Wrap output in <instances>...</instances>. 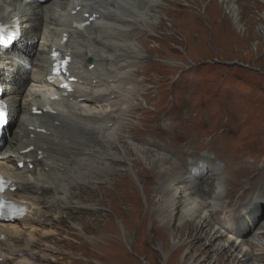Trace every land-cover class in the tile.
I'll list each match as a JSON object with an SVG mask.
<instances>
[{
	"label": "bare ground",
	"instance_id": "bare-ground-1",
	"mask_svg": "<svg viewBox=\"0 0 264 264\" xmlns=\"http://www.w3.org/2000/svg\"><path fill=\"white\" fill-rule=\"evenodd\" d=\"M216 1L226 7L227 25H248L240 13L248 7L243 1L251 2V10L264 11V0H0V23L13 30L18 26L21 34L8 51L0 49L1 100L8 106L10 127H16L0 169L13 182L10 198L27 212L23 219L0 224V264H53L65 258L60 248L46 245L60 237L48 228L64 222L84 235L88 246L120 250L108 224L76 226L71 221H95L97 213L105 218L103 196L134 193L135 186L127 185L132 172L148 180L145 219L156 234L174 241L168 264L184 250L189 252L179 264H264V152L242 149L231 161L223 156L232 154L224 132L207 134L191 126L181 106V99L193 97L196 71L189 67L177 74L182 93L165 100L159 118L151 122L150 114L140 115L147 110L138 104L140 96L161 90L157 65L147 71L140 63L151 60V42L167 31L161 15L174 20L189 14L184 3L208 10ZM53 52L73 58L70 78L93 89L68 94L64 113H57L55 104L41 103L52 92L47 73ZM29 81L41 86L25 92ZM103 104L109 105V114L100 111ZM138 115L142 132L134 121ZM10 127L5 134H12Z\"/></svg>",
	"mask_w": 264,
	"mask_h": 264
},
{
	"label": "rangeland",
	"instance_id": "rangeland-1",
	"mask_svg": "<svg viewBox=\"0 0 264 264\" xmlns=\"http://www.w3.org/2000/svg\"><path fill=\"white\" fill-rule=\"evenodd\" d=\"M243 3L248 7L244 6L240 13L247 26L237 25L235 21L227 25L229 14L222 1H216L213 6L207 2L208 10H201L202 7L197 3L193 6L184 3L183 7L189 14L183 17L175 16L174 20L169 14L163 13L161 17L165 21L167 31L160 33L159 42H151L149 50L151 60L140 62L147 71L157 65V73L162 80L161 90L156 89L154 92L146 90L145 94L140 96L142 99L138 104L141 103L142 107L147 108L140 115L150 114L151 122L154 120L153 117L159 118L167 107H163L165 100L182 93L183 83L175 75L187 71L183 69L189 67L192 72H196L193 80V97L185 96L183 100L181 99L184 115L189 118L188 122L191 121L192 127L198 129L202 127L207 134L224 132L230 140L227 147L232 150V154L223 156L230 158L231 161L242 149L264 152V11L259 12L257 8L251 10L253 5L250 1ZM170 10H173V7H170ZM174 11L181 10L174 8ZM135 63L138 65V62ZM25 67L31 70L29 65ZM137 72L140 75L145 73L143 69ZM159 75L151 78L158 79ZM172 76L174 77L171 83L169 81L167 84ZM186 79L187 75L183 77V80ZM40 86L29 81L25 92L28 88ZM92 90L88 85L76 87V92ZM95 91L99 93L104 89ZM25 92L21 95L22 103L25 101ZM185 109L190 112L186 114ZM103 110L105 114H109V105L103 104L100 111ZM192 116L194 117L191 119ZM134 121L138 124L139 132L145 130L139 123V115ZM15 130L16 127L11 126L12 134L4 142L3 153L7 151L8 142ZM147 181L146 177L141 180L132 172L131 181L127 185L130 187L132 183L135 186L134 193L128 189L127 194H123L125 198L121 197L124 191L121 194H114L111 198L103 196L105 203L101 205V211L105 218L97 213L95 221L84 222L85 219L71 221L76 226L89 222L92 227L108 224L109 228L115 230L121 242L120 250L105 251L88 246L89 244L83 241L86 237L77 234V229L64 222L65 224L60 227L48 228L59 232L60 237L57 239L58 243L49 242L46 245L60 248L65 257H59L53 264H168L174 241L166 235L156 234L150 220L145 219L150 194L144 189ZM152 195L154 196V191ZM196 202L200 200L196 199ZM85 215L79 214L77 217L86 218ZM201 215L206 216L208 212L202 211ZM261 222L264 223V219ZM262 223L257 227L258 230ZM129 230L132 231L131 235ZM258 230L254 234H257ZM136 231L139 233L133 239V233ZM230 238L232 239V236L228 235L227 239ZM235 244L238 245V242ZM242 249L247 251L246 247ZM188 252L184 250L173 255L170 264H179V260L182 262Z\"/></svg>",
	"mask_w": 264,
	"mask_h": 264
},
{
	"label": "snow or ice",
	"instance_id": "snow-or-ice-1",
	"mask_svg": "<svg viewBox=\"0 0 264 264\" xmlns=\"http://www.w3.org/2000/svg\"><path fill=\"white\" fill-rule=\"evenodd\" d=\"M2 117H3V112H2V110H0V119H2ZM0 207H2V206H0Z\"/></svg>",
	"mask_w": 264,
	"mask_h": 264
}]
</instances>
